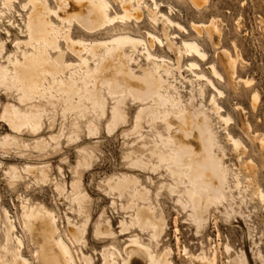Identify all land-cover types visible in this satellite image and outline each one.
Instances as JSON below:
<instances>
[{
	"label": "rangeland",
	"instance_id": "1",
	"mask_svg": "<svg viewBox=\"0 0 264 264\" xmlns=\"http://www.w3.org/2000/svg\"><path fill=\"white\" fill-rule=\"evenodd\" d=\"M47 1L43 0V3L50 10V4L54 1ZM120 1L112 0V7L107 12L109 17L114 12L122 13ZM161 1L165 5L162 8L165 13H168L167 4L175 7L176 11L171 17L180 22L187 33L166 26L160 18L156 20L145 7L142 8L140 22L127 20L104 25L103 29L91 33L77 19L63 20L50 14L55 30L61 34L67 33L75 40L80 36L86 39L97 35L102 37L106 30H114L121 24L143 38L151 30L164 40L165 47L157 46L152 50L160 56H166V62H149L141 53L140 46L135 49L126 47L123 52L124 66L119 72L123 82H119L115 88L106 81L96 86L94 80L87 76L95 70V59L88 57L87 63H83L79 55L65 49L66 44L62 39H59L58 47L67 66L62 71H55L54 76L45 78L47 102L39 101L38 98L31 104L21 101L18 83L13 82L10 76L0 81V115L7 104H14L21 111L37 114L42 123L40 131L24 129L20 134H14L15 139L9 136L11 131L0 119V264H12L18 248L12 239L7 211L9 218L16 217L18 234L24 235L26 242L22 252L27 259L30 258L28 264H42L45 257L40 255V260L35 257L36 249L40 247L42 250V226L35 223L34 231L29 232L23 226L22 214L25 208L43 207L54 210L60 218L62 232L72 240L74 250L82 259L80 264H87L82 256L89 257L88 264H103V248L116 245L121 250L133 236H138L156 253L171 248L175 264H190L191 257L203 254L212 257L215 246L220 248L218 264H232L234 258L241 259L240 264H264V200L254 197L253 188L245 184L237 153L227 142L226 125L215 110L212 112L214 104L210 100L215 92L186 68L191 57L182 53L180 39L195 36L202 42L208 59L198 61L208 74L209 62L214 60L225 76L221 49L226 47L233 51L232 41L238 44L244 58L250 63H239L237 71L239 76L254 78L255 82L252 81L253 84L248 86L241 80L242 83L240 81L234 85L228 80L214 79L224 90L222 97L215 98L222 106V113L233 117L228 130L250 146V153L259 165L258 179L264 190L263 158L246 128L248 121L254 131L264 134V0H205L201 5L192 0ZM145 3L151 7L150 2ZM1 7L0 66L9 70L10 62L15 57L23 58V46L29 41L25 17L31 5L27 0H15L6 6V13ZM213 16L220 19L217 23L222 34L220 42L217 37L209 38L204 30L200 34L192 27V22L207 23ZM16 37L20 39L18 45L13 44ZM168 42L174 43L178 54L169 48ZM56 51H51V54L56 56ZM60 74L64 77V84H71L72 89L62 90V84L58 82ZM149 82L171 103L162 104L154 98L152 91L146 88ZM257 91L259 96L255 95L254 99L252 95ZM57 97L67 98V110L59 106ZM172 101L181 106L173 107ZM33 105L36 106L31 109ZM142 109L143 120L136 129L135 116ZM182 110L185 112L179 114L181 117L199 123L208 131L214 146L213 157L218 159L226 179L227 190L224 193L216 192L218 199L209 202L205 221L200 224L194 219L192 204L186 194L188 185L182 183L184 172L178 171L182 176H173L171 169L176 170V167L171 162L163 163L153 153L156 147L168 152L161 143L167 140L168 122L172 121L168 119L167 122L166 117ZM117 112L121 118L116 121ZM133 151L137 154H132V158L136 160L137 157L144 164L130 165L126 156ZM29 167H33L35 173L30 172ZM122 175L136 176L140 180L141 185L150 191V204L156 208V217L163 218L164 232L154 242L151 240V229L142 230L137 221L131 222L133 210L128 209L130 195H120L111 187L114 184L109 183ZM81 192L87 195L84 203L75 199ZM139 204L144 205L142 201ZM122 222L129 226L128 231H123ZM98 224L109 226L111 235H97ZM73 225L86 226L83 245L74 241ZM176 225L179 228L178 241L175 236ZM7 234H10V241ZM143 261L147 264L148 258L145 257Z\"/></svg>",
	"mask_w": 264,
	"mask_h": 264
},
{
	"label": "bare ground",
	"instance_id": "2",
	"mask_svg": "<svg viewBox=\"0 0 264 264\" xmlns=\"http://www.w3.org/2000/svg\"><path fill=\"white\" fill-rule=\"evenodd\" d=\"M14 1L15 0H2V7L0 6L1 9L3 11L6 10V6L11 5ZM27 1L31 5V10L25 17L27 18L29 41L23 46L24 50L22 59L15 57V59L10 62L9 70H6L4 67L0 66V81L6 80L7 77L10 76L11 80L18 83L20 87L21 101H28L30 104L36 98H38L39 101L45 100L47 102V98L45 96L47 92L44 84L45 78L47 79L49 75L54 76L55 71H62L66 69L67 65L64 64L62 58L63 53L58 47L59 39L65 41V49H68L71 54L79 55V60H83V63H87L88 57L95 59V70L91 75L88 74L87 76L94 80L96 86H100L104 81L108 82L112 87L116 86L119 82H123L119 76V72L121 71V67L123 68L124 66L123 52L128 46H132L134 49L137 48V46H140L142 49L141 53L146 56V59L149 62H166L167 59L166 56H160L157 54V52L155 53L152 50L157 46L165 47V42L156 33L151 32V30L147 33L145 32L147 37L143 38L121 24V26H117L114 30H106L103 34L104 37L100 36V38L97 35L89 37L90 39H86L80 36L77 40H75L67 33L61 34L58 30H55V27L51 23L50 14L63 18V20L77 19L82 25L88 27L91 33L98 31L99 28H102L104 25L122 23L127 20L140 22L143 15L142 8L145 7L149 10V12H151V16L156 18V20L160 18L159 20L164 22L166 26L170 28H177L178 30L187 33L186 28L180 22L176 21V19L171 17V14L176 11L175 7L172 4H167L166 8L168 9V13H165L162 10L165 5L161 0H121L120 7L122 13L114 12L113 16L111 15L112 17H109L107 14L108 10L112 7V0H53L55 6H53L54 3L52 5L50 4V10L49 7H45L43 0ZM145 1L150 2L151 7L148 6ZM192 1L198 5L205 3V0H203L204 2H201V0ZM46 2L48 3L47 0ZM219 20L220 19L217 16H213L207 23H203L202 21L201 23L192 22V27L193 29L197 30V33L200 34H202V31L204 30V34L206 33L205 35H207L209 38L217 37L220 42L222 39V34L217 24ZM174 37H176L175 34ZM180 39L182 53L184 52L187 56L191 57V60L186 65V68L189 71H192L193 75L196 77L198 76L202 81L209 85L215 92V95L212 94L213 96L210 100L214 104L213 110H211L212 112L215 110L221 121L224 123V125H226L225 133L227 142L232 146L233 151L237 153V159L240 163L239 166L241 165L242 169L241 175L245 180V184L253 188V193L255 195L254 197H258L261 201H263L264 190L262 188L261 182L258 179V162H256L255 158L250 153V146L246 144L242 138L235 136L228 130V126L230 122L233 121V117L230 114L222 113V106L215 98V96L222 97L224 95V90H222V88L216 84L214 79L219 81L228 80L234 85H237L241 80L244 81V84H248V86L252 83V81L255 82L253 80L254 78H243L239 76L237 71L239 63L242 65H248L250 63H248V61L244 58L242 50L238 44L235 41H232L233 51L226 47L221 49V53L223 54H221V56H224V60H222L225 64V76L221 73L217 62L214 60L212 62L210 61L208 65L211 74L210 76V74L207 73L208 71L205 72L202 70L199 63V61H207L208 59L207 51L204 49L202 42L195 36H187ZM14 40L15 41H13V44L18 45L20 39L16 37ZM168 46L178 54V49L174 46L173 42H168ZM55 49L57 50L56 52L58 54L53 56L51 51ZM99 57H101V60H98ZM83 63L81 62V64ZM157 68L159 69L160 66L157 65ZM128 75H130V73ZM62 77L63 76L60 74V79L58 80V82L60 81L62 84V90L68 91L69 89H72L71 84H64L62 81L64 77ZM139 79L140 78H138V80ZM240 83H242V81ZM153 87L154 86L151 85V82H149V85H147L146 88L152 91V96L154 98H157L162 104L171 103V101L166 99L165 95H163L159 89H155ZM257 92H255V94L252 93L254 94L252 95L254 99H256L255 95H257V97L259 96V92ZM258 99H260V97ZM56 100H58L57 102L59 103L60 107L67 110L69 107L67 98L64 97L59 99L57 97ZM172 102L173 107L181 106V104L178 102ZM52 105L57 106V104ZM35 106L36 105H33L30 108L34 109ZM252 106L254 107V104H252ZM183 111L185 112V110H182L176 114H173V116L170 114H168V116L166 115V121L168 122V119L169 121H172L170 123L168 122L169 135L167 140H162L161 143L168 150V152H163L161 148L156 147L153 153L157 155L163 163L171 162L172 165L176 167V170L171 169L173 176H182V174L179 172H184V180L182 183L184 186L188 185L186 194L188 195L189 201L192 204L194 219L200 224L205 221L209 202L211 200L218 199L216 197V192L219 191L220 193H224L227 190L226 179L224 171L220 169L218 165V159L213 157L214 150L212 149L214 146L208 131H206L199 123H195V121L191 119L181 117L179 114L184 113ZM143 112L144 111L142 109L135 116L136 129L140 127V123L143 120ZM120 118L121 116L119 112H117L115 114V120L117 121ZM0 119L11 131L9 136H13L12 138L16 137L14 134L18 135L24 129H30L33 132H38L40 131L42 125L37 114H29L27 112L21 111L14 104H7L3 108ZM152 123L153 125L155 124L154 121H152ZM250 125L251 123L249 124L247 121V131L252 136L253 140L256 141V148L260 152L264 162V134L260 131H254ZM132 154L137 153L133 151L131 152V155L129 154L126 156V158L130 160V165L135 166L137 164H144L143 160L137 157L136 160L132 158ZM13 169L15 170V168ZM28 170L32 173H35V169L33 167H29ZM109 183L114 184V186L111 187L117 190L120 195H130L131 202L128 206V209L133 210L131 222L133 223L134 221H137V223L140 225V229L142 230L151 229V240L154 242L158 235L164 232V222L162 217H156V208L150 204V191L141 185L140 180L136 176L131 175H122L115 181L110 180ZM225 198L226 197H224V199ZM75 199L79 203H84L87 199V195L81 192L80 194L76 195ZM139 201H142L144 205H140ZM233 210L234 209L231 211ZM6 213L8 217V224H10V231L12 232V239L18 246L12 264H28V262H30V258L27 259L22 252L26 242L23 237L24 235L21 236L18 234L16 217L9 218L10 214L8 211ZM22 215V221H24L23 226H25L29 232L34 231L35 223H38L42 226V253L39 249L40 247H38L35 251V257H37L38 260H40V255H42L41 257L43 258L45 257V260H43L42 264H80L82 259L79 257L77 251L74 250L72 240L67 238L62 232L59 223L60 218L57 216L54 210H49L45 207L39 209L25 208L24 214ZM121 225L123 227V231L129 230V226L125 222H122ZM178 232L179 228L176 225L175 236L177 241ZM109 233V226H102L99 224L97 225V235H106ZM72 235L76 243L83 245L86 239V226L73 225ZM6 236L9 240L10 234H7ZM33 237L35 238L34 235ZM6 243L8 244L9 242ZM217 245L220 244L217 243ZM128 249L131 250L130 254L128 253ZM10 251L12 250L10 249ZM219 253L220 248L215 246L212 257H208L205 254L198 257L194 256L191 257L192 260L190 264H199L201 262H204V264H218ZM10 254L11 253H9V255ZM173 254L174 252L171 248H167L162 253H156L150 248V246L144 244L138 236L131 237L130 241H128V243H126L124 248L121 250L116 245L106 246L102 250L103 264H145L143 261L145 257L148 258L147 264H175L173 260ZM82 257L88 264L90 261L89 257ZM245 258L248 263L246 256ZM117 259H120L121 262H118ZM232 260H234V263L231 262L232 264L241 263V259L240 261L235 258ZM10 262H12L11 259Z\"/></svg>",
	"mask_w": 264,
	"mask_h": 264
}]
</instances>
